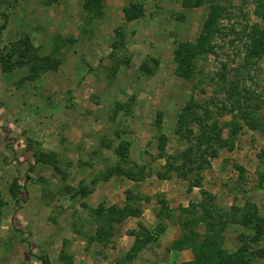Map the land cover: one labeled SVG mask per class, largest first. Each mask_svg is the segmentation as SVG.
<instances>
[{
    "label": "rangeland",
    "instance_id": "374dc122",
    "mask_svg": "<svg viewBox=\"0 0 264 264\" xmlns=\"http://www.w3.org/2000/svg\"><path fill=\"white\" fill-rule=\"evenodd\" d=\"M213 3L224 8L218 32L209 33L214 51L188 53ZM257 3L0 0V264H103L116 254V264H133V245L147 238L139 252L155 253L156 264H183L184 256L170 259L169 246L184 232L180 219H194L180 209L198 203L201 189L226 211L255 207L260 231L227 223L223 248L232 254L247 243L250 264H264L256 253L264 249V45L256 59L259 33L251 34L264 32ZM185 64L188 77L177 72ZM221 72L243 76L258 108L250 123L219 109L231 103ZM190 99L211 135L232 136L233 148L218 147L183 176L165 162L178 164L174 156L199 145L195 122L189 138L176 130ZM234 119L241 127L232 134ZM196 178L201 187L189 189ZM128 204L140 214L107 222L110 207ZM195 229L202 233L204 224Z\"/></svg>",
    "mask_w": 264,
    "mask_h": 264
},
{
    "label": "trees",
    "instance_id": "16d2710c",
    "mask_svg": "<svg viewBox=\"0 0 264 264\" xmlns=\"http://www.w3.org/2000/svg\"><path fill=\"white\" fill-rule=\"evenodd\" d=\"M96 0H85V2H92ZM98 1V0H97ZM247 2L248 0H243ZM264 0H255L258 2L256 9L254 10L255 14L264 18V3L261 2ZM224 10L223 6L219 3H213L210 6V11L208 13L206 23L201 29L196 42L187 47V52L190 51H202V52H213L214 46L210 41L209 33L213 34L218 32L217 21L218 18L221 17L222 11ZM259 33L258 36L263 38L258 39V36H252L254 42V56L256 59L261 57L263 49L261 45H264V32L253 27V31L251 34ZM182 64V63H181ZM225 69L226 66L224 65ZM177 72L185 77H188L189 71L185 65H181L177 69ZM227 72H221V79L225 86V94L227 95L226 100L230 101V107L227 105H223L219 109L228 112L229 114L235 117H239L241 114V119L245 122L250 123L248 121V116H252V113L258 110L257 105L252 104L250 102V97L248 96L250 91L246 87L241 85L242 75H237L234 79H229L227 77ZM259 103V101H257ZM199 107V104L196 103L193 99H190L185 103L182 107V110L179 114V123L177 127V132L181 134L183 137L189 138L192 133V129H189L188 126L191 122H195L197 126H199V134L196 135V139L199 142V145H191V147L182 150L178 155L174 157L180 156V163L176 164L173 161H169V157L166 159L165 164L167 168L174 169L175 171L180 172L181 175L186 176L189 172L192 171L193 168L200 170L203 168V162L207 163L209 157H216L217 148L219 147H228L229 149L233 148L232 136L223 138L220 136V133H214L211 135L210 131L206 128L204 123V117L201 113H197L196 108ZM204 116L209 112L207 106H204ZM250 110V111H249ZM230 121V120H229ZM233 129L232 134H235L237 130L241 127V124L234 119L233 121ZM217 124L214 122L213 125H210V130L216 127ZM163 142L161 143V147L159 149H163ZM205 144V149H201V145ZM196 149L198 152L196 153ZM172 157V158H174ZM198 158H200L198 160ZM160 177L166 176L165 174L158 173ZM201 178H196L195 183H189V189L193 186L201 187ZM201 200L198 203H189L188 207H184L180 209V212L188 213L194 216V219H180L181 226L184 228V232L179 235L177 238L172 240L169 249L183 250L190 249L193 254V259L191 261L184 262L183 264H250V260L246 256L247 252V243H243L238 251L235 253H228L223 248L224 237L222 234L223 229L227 225V223H238L244 226H248L252 228L256 233L261 229L262 218L259 217L258 213L254 210L245 208V207H236L233 206L231 210H224L220 207H217L214 203V195L209 193L208 191L201 189ZM110 213V214H109ZM115 213V215H113ZM107 222H111V220L117 221L123 215H131L137 216L140 214L139 209H132L130 205H125L124 207H110L107 210ZM119 214V215H117ZM113 215V216H112ZM202 222L204 224V231L200 233L195 229L198 224ZM115 223V222H114ZM111 228V227H110ZM188 229V230H187ZM111 230V229H110ZM101 235L99 237L104 236L105 232H108V229L103 227L100 230ZM157 231V228L155 229ZM103 234V235H102ZM154 239L155 236H154ZM135 242L131 251L133 252V258L137 255V253L144 247L146 243L151 241V238H147L145 241ZM256 253L264 257V249H259Z\"/></svg>",
    "mask_w": 264,
    "mask_h": 264
},
{
    "label": "crops",
    "instance_id": "0c3cea01",
    "mask_svg": "<svg viewBox=\"0 0 264 264\" xmlns=\"http://www.w3.org/2000/svg\"><path fill=\"white\" fill-rule=\"evenodd\" d=\"M76 54V53H75ZM75 59V58H74ZM62 79H64V81L66 80V69L62 70ZM69 74L71 75L73 72H76V69H74L73 71H68ZM64 84V82H63ZM66 91H68V89H66ZM65 91V92H66ZM76 100V99H75ZM84 114H86L85 112H83ZM78 114H82L81 112H76L74 113L75 116H78ZM175 238V236H173L171 238V240H173ZM122 246V245H121ZM122 248V247H121ZM120 249V246L117 247V250ZM143 251H146L145 249H143L141 252H139L136 256V258H134V262L133 264H156V254L153 253H149V254H146L144 253ZM170 259H180L181 257H186L185 261H191L193 259V254H192V251L190 249H183V250H176V249H171L170 250ZM117 254H116V258L114 259V256L112 255H109L107 257V259L105 260V262H103V264H116V261H118L117 259ZM119 258V257H118ZM171 260V261H172Z\"/></svg>",
    "mask_w": 264,
    "mask_h": 264
}]
</instances>
